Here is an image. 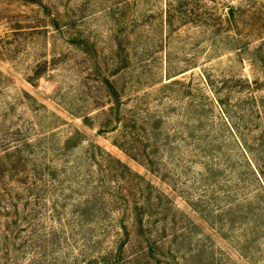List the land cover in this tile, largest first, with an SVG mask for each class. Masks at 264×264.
<instances>
[{
	"label": "rangeland",
	"instance_id": "obj_1",
	"mask_svg": "<svg viewBox=\"0 0 264 264\" xmlns=\"http://www.w3.org/2000/svg\"><path fill=\"white\" fill-rule=\"evenodd\" d=\"M38 1L41 5L0 0V154L31 139L41 146L36 148L39 157L46 149L47 158L59 164L62 158L54 157V149L68 139L76 142L66 152L70 158L93 144L99 146L168 197L178 230L187 221L194 223L189 244L180 249H195L185 264H209L211 253L248 264L225 238L230 226L221 221L228 217L218 222L192 207L202 194L190 180L200 163L183 175L178 163L191 159L187 150L178 151L173 144L170 153L162 141L157 151L154 146L144 149L143 144L152 143L142 138L145 131L140 128L150 131L160 119L159 129L186 134L183 124L190 115L184 108L197 100L200 89L210 98L218 93L226 99L234 96H228L233 85H243L241 80L264 85V0H200L199 13L212 15L207 23L222 20L218 33L203 20L198 25L181 26L179 21L166 26L165 0ZM135 15L143 16L133 21ZM107 83L119 93L120 117L136 121L137 144H122V124L112 132L118 124L115 115H106L113 101ZM106 116L112 124L105 125ZM10 149L8 153L14 151ZM42 215L50 227V213ZM251 219L244 222L245 228L256 222ZM171 233L168 229V240ZM255 242L252 250L259 239ZM56 247L48 249L62 255Z\"/></svg>",
	"mask_w": 264,
	"mask_h": 264
},
{
	"label": "trees",
	"instance_id": "obj_2",
	"mask_svg": "<svg viewBox=\"0 0 264 264\" xmlns=\"http://www.w3.org/2000/svg\"><path fill=\"white\" fill-rule=\"evenodd\" d=\"M25 1L41 5L38 0ZM199 2L165 0L166 26L179 21L181 26L198 25L203 20L205 27L220 32L222 20L207 23L212 15L199 13ZM139 16L143 15H135L133 21ZM53 22L57 27V20ZM241 82L232 86L228 96H234L226 99L218 93L210 98L200 89L197 100L184 108L183 113L190 115L183 124L186 134L159 129L160 119L150 131L140 130L145 131L142 138L152 143L143 144L144 149L154 146L157 151L162 141L170 153L173 144L178 151L187 150L191 159L178 163L183 175L188 176L190 168L200 163L201 169L190 179L202 193L192 203L194 211L216 217L218 222L228 217L221 224L227 221L230 226V235L225 237L230 248L248 264H264V85H252L248 79ZM107 84L113 101L106 115H115L114 124H118L112 132L122 124V144H137L136 121L120 117L119 93ZM110 124L112 119L107 117L105 125ZM176 138L178 142H173ZM75 143L68 139L54 149V157L62 158L59 164L47 158L46 149L39 157L36 148L41 146L31 139L0 154V227H4L0 230V264H185L194 257L195 249L190 246L180 251L189 244L187 236L194 223L187 221L178 230L172 203L164 193L94 144L70 158L66 152ZM9 149L14 151L8 153ZM43 212L51 215L50 227L45 225ZM250 218L256 222L245 228ZM27 230L28 235L20 239L19 234ZM49 247L62 249V255ZM224 259L211 253L209 264H238L230 256Z\"/></svg>",
	"mask_w": 264,
	"mask_h": 264
}]
</instances>
